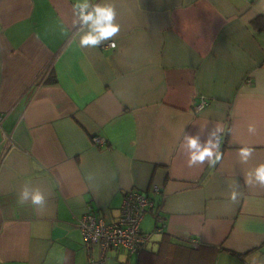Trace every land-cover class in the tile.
<instances>
[{
	"label": "crops",
	"instance_id": "1",
	"mask_svg": "<svg viewBox=\"0 0 264 264\" xmlns=\"http://www.w3.org/2000/svg\"><path fill=\"white\" fill-rule=\"evenodd\" d=\"M75 2L0 0V264L98 260L80 219L116 220L132 190L162 202L183 244L164 264H264V0H89L120 31L85 48ZM185 136L213 139L221 160L189 166ZM122 252L108 264L138 261Z\"/></svg>",
	"mask_w": 264,
	"mask_h": 264
},
{
	"label": "clouds",
	"instance_id": "2",
	"mask_svg": "<svg viewBox=\"0 0 264 264\" xmlns=\"http://www.w3.org/2000/svg\"><path fill=\"white\" fill-rule=\"evenodd\" d=\"M92 9L89 11V9ZM73 15L76 17L73 21V26L79 24L73 42L78 37L79 47H96L101 41L109 40L120 31V25L115 23V12L112 6L107 4H92L89 0H76L73 5ZM91 22V23H90ZM110 47L115 48L116 44L112 43ZM253 126H249V131H254ZM221 131L217 127V132ZM210 137H215V133H210ZM219 139V138H217ZM184 143L181 147L185 148L189 153L188 164L192 166L196 163H201L208 159L209 166H213L216 162L221 160V153L219 152V143H213V139H208L206 143L201 146L198 137L185 136ZM252 150L249 148H241L239 154L247 158ZM256 179L264 184V164L256 168ZM247 183V181H246ZM237 193L231 192L230 199L235 202ZM29 200V193L24 190L21 194L19 203ZM44 202L43 195L37 190L30 197V203L33 206L41 205Z\"/></svg>",
	"mask_w": 264,
	"mask_h": 264
},
{
	"label": "built area",
	"instance_id": "3",
	"mask_svg": "<svg viewBox=\"0 0 264 264\" xmlns=\"http://www.w3.org/2000/svg\"><path fill=\"white\" fill-rule=\"evenodd\" d=\"M208 105L204 101L198 109L202 110ZM96 143L101 145L102 141L97 139ZM152 209L154 201L147 193L132 190L125 194L120 216L116 220L100 218L90 212L83 215L79 223L86 244L98 246L101 254L91 264H108L110 252L124 251L133 255L147 247L150 235L142 231V222L145 214ZM192 243L198 245L196 240Z\"/></svg>",
	"mask_w": 264,
	"mask_h": 264
},
{
	"label": "trees",
	"instance_id": "4",
	"mask_svg": "<svg viewBox=\"0 0 264 264\" xmlns=\"http://www.w3.org/2000/svg\"><path fill=\"white\" fill-rule=\"evenodd\" d=\"M256 22H257V25L260 26L264 30V19H259ZM150 199L153 200L151 197H150ZM161 207H162V202L159 201V203L157 204L156 211H154V209H152L148 212V213L152 212L154 214V217H155V227H154L153 232L152 233H146L142 229L144 234L150 235V238L153 234H158V233L161 234V236H162L161 240L158 242L159 248L157 251L150 250L147 247L140 250L138 253H136V254H138L139 258L135 264H164L163 261H165V259H166V254L170 252V249H168V248L176 249L178 247H182V245H183L179 242H175L170 235L165 233V231H164L165 218H164L162 212L160 211ZM120 213H121V211H120ZM148 213H146V214H148ZM146 214H145V216H146ZM199 247H202L201 244L199 245ZM191 250L193 251V249H191ZM215 250H220V249L216 248ZM128 256H131V255L128 254ZM91 261L89 264H91ZM120 264H132V263L130 261H128L127 263H120Z\"/></svg>",
	"mask_w": 264,
	"mask_h": 264
},
{
	"label": "rangeland",
	"instance_id": "5",
	"mask_svg": "<svg viewBox=\"0 0 264 264\" xmlns=\"http://www.w3.org/2000/svg\"><path fill=\"white\" fill-rule=\"evenodd\" d=\"M200 106V105H199ZM198 106V107H199ZM151 232H153V231H151ZM122 257H124L126 260L128 259V254L127 253H123L122 252ZM136 258H137V256H133L131 259H132V262L134 263L135 261H136Z\"/></svg>",
	"mask_w": 264,
	"mask_h": 264
}]
</instances>
